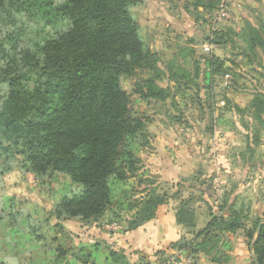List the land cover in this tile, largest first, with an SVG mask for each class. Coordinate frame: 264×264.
Here are the masks:
<instances>
[{
	"label": "rangeland",
	"instance_id": "obj_1",
	"mask_svg": "<svg viewBox=\"0 0 264 264\" xmlns=\"http://www.w3.org/2000/svg\"><path fill=\"white\" fill-rule=\"evenodd\" d=\"M204 1H210L207 8L214 3ZM185 3L191 10L193 0H142L130 10L145 46L160 55L156 81L169 94L163 101L132 95L135 116L144 124L143 136L130 143L140 168L125 184L110 182L111 198L128 203L157 190L166 193L176 214L180 209L209 220L211 215L235 218L245 234L264 221V19L258 29H246L241 35L245 44L252 41L251 51L226 44L239 41L227 26L231 10L219 22V4L212 14L200 7L203 12L195 19L185 11ZM37 29L26 24L31 46L57 37L68 25L47 26L38 34ZM15 31V27L0 31V44L6 49L3 39ZM212 55L225 61L227 77L209 76L206 60ZM5 57L1 51L0 104L8 92ZM171 71L178 77L170 79ZM122 86L132 93L130 81H122ZM22 160L23 156L0 148V264H84L88 255L97 264H109V251H121L130 262L131 253L120 239L130 230L132 212L121 211L115 217L119 209L109 208L102 218L87 223L79 218L56 219L54 204L77 188L58 172L42 178L22 172ZM170 164L181 173L161 178L157 168L164 171ZM181 203L185 205L180 207ZM216 233L218 241L225 236ZM188 237L187 243L195 244L197 252L209 241ZM182 252L186 251L178 249L165 257L155 254L154 264H173ZM135 261L146 264L140 257Z\"/></svg>",
	"mask_w": 264,
	"mask_h": 264
},
{
	"label": "trees",
	"instance_id": "obj_2",
	"mask_svg": "<svg viewBox=\"0 0 264 264\" xmlns=\"http://www.w3.org/2000/svg\"><path fill=\"white\" fill-rule=\"evenodd\" d=\"M141 2L0 0V31L16 29L3 39L7 49L0 44V52L6 53L3 75L8 84L0 104V148L23 156L22 172L35 178L58 172L77 188L54 204L56 219L79 218L87 223L102 218L109 208H118L115 217L121 211L132 212V230L168 207L169 197L157 190L128 203L111 198L110 182L125 184L140 168L130 143L143 136L144 124L135 116L132 95L163 101L169 94L156 81L160 55L145 46L139 25L130 15ZM209 2L193 0L192 9L187 3L184 9L197 19L203 12L200 7L212 14L219 4L214 0L207 8ZM26 24L36 25L37 34L47 26L67 24L68 29L31 46ZM252 45L248 41L246 48L254 51ZM206 62L209 76L225 75L224 60L212 55ZM144 72L150 76L142 77ZM177 77L171 71L170 79ZM124 80L131 82L132 93L123 88ZM176 216L192 227L193 216L187 211L179 209ZM258 227L253 258L255 264H264V221L246 234L252 240ZM240 228L238 219L211 215L206 228L194 233L195 239L209 240L198 250H214L216 232ZM190 244L184 239L173 246L195 258V244ZM87 257L84 264H97L92 256ZM108 258L109 264H133L121 251H109Z\"/></svg>",
	"mask_w": 264,
	"mask_h": 264
},
{
	"label": "crops",
	"instance_id": "obj_3",
	"mask_svg": "<svg viewBox=\"0 0 264 264\" xmlns=\"http://www.w3.org/2000/svg\"><path fill=\"white\" fill-rule=\"evenodd\" d=\"M230 10L232 18L227 26L233 30L239 41H235V43L229 41L226 44L227 46L239 45L246 47L247 44L241 40V35L246 29H258V25L262 23V19H264V0H232ZM263 27L264 25H262ZM214 46L216 45L212 44L211 50ZM161 169L163 168H157V174L162 176L161 178H165V176L174 178L181 173V170L179 168L176 170L177 167L172 164L164 171H161ZM54 218L56 217L54 216ZM209 221L208 217L205 219L204 217L193 216L191 218L192 227H187L177 219L176 211L172 209V204L169 203L167 209L158 213L154 219L137 226L135 229L125 230L124 235H121L120 243L125 245L124 248H128L131 253L129 259L131 263L134 264L136 258L140 257L144 259L146 264H154L155 258L153 256L155 254H158L159 257L174 254L178 248L173 245L184 239L189 240L188 236H193L194 233L206 228ZM258 228L256 233L253 234L252 240L248 238L246 233L244 234L241 228L233 232H226L221 241L215 239L217 240V246L214 250H209V252L198 251L195 258L192 256L189 258H191L192 264H255L253 246ZM248 230L250 231V229ZM179 254L181 255V253ZM186 254V252H182V256L188 257Z\"/></svg>",
	"mask_w": 264,
	"mask_h": 264
},
{
	"label": "built area",
	"instance_id": "obj_4",
	"mask_svg": "<svg viewBox=\"0 0 264 264\" xmlns=\"http://www.w3.org/2000/svg\"><path fill=\"white\" fill-rule=\"evenodd\" d=\"M228 6H229V0H220L219 1V9L217 10V15H216V17H218L217 19H218V21L220 22L221 20H223L224 18L226 19V18H228V13H229V8H228ZM210 48L211 47H209V46H204V49L206 50V51H209L210 50ZM179 257L178 258H176V260H173V264H192V260H191V258H189V257H184V256H182V255H178Z\"/></svg>",
	"mask_w": 264,
	"mask_h": 264
},
{
	"label": "water",
	"instance_id": "obj_5",
	"mask_svg": "<svg viewBox=\"0 0 264 264\" xmlns=\"http://www.w3.org/2000/svg\"><path fill=\"white\" fill-rule=\"evenodd\" d=\"M258 231H259V228H258Z\"/></svg>",
	"mask_w": 264,
	"mask_h": 264
}]
</instances>
